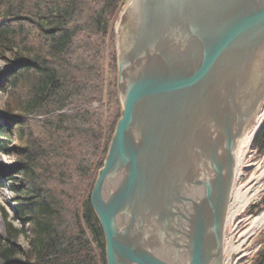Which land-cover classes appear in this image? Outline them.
<instances>
[{
  "label": "water",
  "instance_id": "water-1",
  "mask_svg": "<svg viewBox=\"0 0 264 264\" xmlns=\"http://www.w3.org/2000/svg\"><path fill=\"white\" fill-rule=\"evenodd\" d=\"M115 28L121 109L90 192L106 264H223L264 0H129Z\"/></svg>",
  "mask_w": 264,
  "mask_h": 264
},
{
  "label": "trees",
  "instance_id": "trees-1",
  "mask_svg": "<svg viewBox=\"0 0 264 264\" xmlns=\"http://www.w3.org/2000/svg\"><path fill=\"white\" fill-rule=\"evenodd\" d=\"M125 2L0 0V52L13 55L0 67V152L17 141L7 188L22 224L2 213L0 264H106L88 192L120 115L112 27ZM256 133L264 153V123ZM251 264H264V244Z\"/></svg>",
  "mask_w": 264,
  "mask_h": 264
},
{
  "label": "rangeland",
  "instance_id": "rangeland-1",
  "mask_svg": "<svg viewBox=\"0 0 264 264\" xmlns=\"http://www.w3.org/2000/svg\"><path fill=\"white\" fill-rule=\"evenodd\" d=\"M128 1L129 0H126V2L120 8V11L117 14V18L115 19L112 27L115 60H116L115 49H116V39H117L115 27L116 24L119 23L120 14L125 4ZM11 63H13V55L9 52H0L1 68ZM116 88H117V65H116ZM117 98H118L119 108L121 109L118 88H117ZM5 99H6V93L0 92V124H3L5 119V114H4ZM120 109H119V114H120ZM263 113H264V103L262 104L256 117L253 119L252 122H250L249 125H251L254 122V120ZM262 123H264V120L262 121ZM253 139L251 141V144L246 149L241 148V150L238 151L237 149H235L234 180L232 184V190L230 194V200L228 204L226 220L224 225L225 231L223 238V251H224L223 264H251L257 251L264 244V201H263L264 153H260V154L257 153L256 148L252 146ZM15 144H17V141H15V143H12L10 145L11 153L0 152L2 158L10 162V166L7 167L5 171L0 173V191L5 192V194L9 196V198L7 199L8 202L6 201L0 202V230L2 232L5 231L4 220L2 218V213L4 212L8 214V216L13 221V224L15 226L19 228L22 226V224L18 220L13 219V217L15 216L14 206L16 205L14 199L15 194L7 188V186L11 183L12 180L11 178L15 174L14 170L17 161V156L14 151ZM98 171L99 169L96 172L94 181L96 179ZM92 187L88 192L89 194L92 190ZM260 216H261V221L254 225V220ZM17 243L20 249L24 250L28 246V238L26 237V235L21 234L18 237Z\"/></svg>",
  "mask_w": 264,
  "mask_h": 264
},
{
  "label": "bare ground",
  "instance_id": "bare-ground-1",
  "mask_svg": "<svg viewBox=\"0 0 264 264\" xmlns=\"http://www.w3.org/2000/svg\"><path fill=\"white\" fill-rule=\"evenodd\" d=\"M264 120V113L259 115L254 122L251 125H248L246 128V133L240 137V139L238 140V144H237V151L241 150V148L246 149L250 144L251 141L254 137V135L256 134L257 130L259 129L260 125L262 124V121ZM10 166V162L8 160H5L4 158H2V156L0 155V173L5 171L7 169V167ZM9 198V196H7V194H5V192L0 191V202L1 201H7V199ZM226 220V219H225ZM261 221V216L256 218L254 220V225L258 222ZM229 250V248H228Z\"/></svg>",
  "mask_w": 264,
  "mask_h": 264
}]
</instances>
